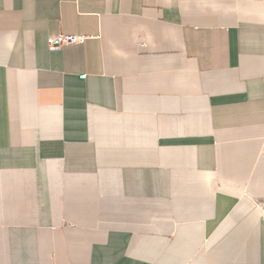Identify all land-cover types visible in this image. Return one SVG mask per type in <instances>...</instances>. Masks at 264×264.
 <instances>
[{"label": "crops", "instance_id": "obj_1", "mask_svg": "<svg viewBox=\"0 0 264 264\" xmlns=\"http://www.w3.org/2000/svg\"><path fill=\"white\" fill-rule=\"evenodd\" d=\"M0 264H264V0H0Z\"/></svg>", "mask_w": 264, "mask_h": 264}, {"label": "built area", "instance_id": "obj_2", "mask_svg": "<svg viewBox=\"0 0 264 264\" xmlns=\"http://www.w3.org/2000/svg\"><path fill=\"white\" fill-rule=\"evenodd\" d=\"M81 39H82V36H77L73 34L57 33V34L48 36L47 43L49 46L55 48V47H60L64 44H69V43L80 41Z\"/></svg>", "mask_w": 264, "mask_h": 264}]
</instances>
